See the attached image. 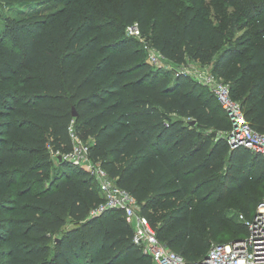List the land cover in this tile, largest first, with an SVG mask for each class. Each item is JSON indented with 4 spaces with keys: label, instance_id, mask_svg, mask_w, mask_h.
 Segmentation results:
<instances>
[{
    "label": "trees",
    "instance_id": "trees-1",
    "mask_svg": "<svg viewBox=\"0 0 264 264\" xmlns=\"http://www.w3.org/2000/svg\"><path fill=\"white\" fill-rule=\"evenodd\" d=\"M209 1L161 0L150 21L133 0H13L0 23V264H152L120 210L90 212L95 180L62 156L69 127L186 261L226 225V241L245 234L237 213L254 211L264 154L229 147L212 92L149 64L125 32L136 22L162 58L208 66L264 132V0Z\"/></svg>",
    "mask_w": 264,
    "mask_h": 264
},
{
    "label": "built area",
    "instance_id": "built-area-1",
    "mask_svg": "<svg viewBox=\"0 0 264 264\" xmlns=\"http://www.w3.org/2000/svg\"><path fill=\"white\" fill-rule=\"evenodd\" d=\"M125 32L138 39L149 64L159 63L162 58L160 53L146 42L136 22L126 25ZM186 67L187 64L182 65L183 71L179 72L189 75ZM194 75L210 89L230 121L231 127L226 136L229 147L243 146L264 154V132L250 126L240 103L231 97L228 85L210 69L203 74L191 76ZM69 133L73 142L72 149L62 156L85 169L94 178L100 198L97 206L90 212L99 214L108 209L120 210L133 229L132 241L150 255L152 264H264V198L255 205L251 215L237 213V219L245 227L243 236L225 242H211L202 258L186 261L175 250L158 240L148 219L140 212L134 196L117 185L98 162L90 159L87 141L76 137L71 127Z\"/></svg>",
    "mask_w": 264,
    "mask_h": 264
},
{
    "label": "rangeland",
    "instance_id": "rangeland-1",
    "mask_svg": "<svg viewBox=\"0 0 264 264\" xmlns=\"http://www.w3.org/2000/svg\"><path fill=\"white\" fill-rule=\"evenodd\" d=\"M210 4L212 10H216L218 8L217 3H211L209 0H205ZM135 4L146 3L148 8L149 20L155 19L160 10V2L161 0H133ZM13 6V0L3 1L0 0V23L2 22L3 16L9 12V9ZM225 10V8H224ZM156 66H161L163 71L167 73L169 76H172L174 72L183 71L182 65L174 64L164 58H160L159 63ZM209 69L206 65H200L198 62H195L191 59L187 60L186 70L190 73L189 77L196 80L199 84L203 86L204 91H210V89L202 84L199 80L195 78V75L192 77V74H203ZM18 188L16 186L14 189ZM259 193L253 201L254 204L258 203L260 200L264 198V181L260 184L258 189ZM252 203V204H253ZM231 228L226 225L225 231L216 239L212 240V242H225L231 236Z\"/></svg>",
    "mask_w": 264,
    "mask_h": 264
},
{
    "label": "water",
    "instance_id": "water-1",
    "mask_svg": "<svg viewBox=\"0 0 264 264\" xmlns=\"http://www.w3.org/2000/svg\"><path fill=\"white\" fill-rule=\"evenodd\" d=\"M75 114L76 113H75L74 109H72V115H75ZM189 123L190 124H193L194 123V120H190ZM56 157L59 158V159L62 158L60 154H57ZM131 223H133V222H131Z\"/></svg>",
    "mask_w": 264,
    "mask_h": 264
}]
</instances>
